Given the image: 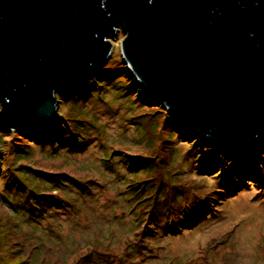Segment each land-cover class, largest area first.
I'll list each match as a JSON object with an SVG mask.
<instances>
[{
  "label": "rangeland",
  "instance_id": "rangeland-1",
  "mask_svg": "<svg viewBox=\"0 0 264 264\" xmlns=\"http://www.w3.org/2000/svg\"><path fill=\"white\" fill-rule=\"evenodd\" d=\"M124 38L119 31L109 40L108 61L84 85L66 95L56 94L54 123L21 133L0 128V192L7 190L11 175L16 177L21 164L45 176L65 173L70 178L66 182H77L72 185L75 192H80L79 185L91 195L88 201L77 200L79 219L57 216L63 240L52 237L53 245L58 241V249L48 251L45 259L30 254L28 244L21 247L4 198L0 202V264H40L47 258L57 260L56 264H264V146L229 149L182 127L164 105L147 94L126 64L121 53ZM99 78L95 84L94 79ZM94 85L92 96L89 90ZM80 112L104 127L108 143L96 142V131L89 127V142L82 151L59 153L64 146L58 147V133L70 128L72 120H82ZM52 145L59 148L58 153L51 151ZM114 150L118 151L113 154L120 170L117 175L102 169L100 161L103 154ZM24 151L30 154L28 161H20L24 156L16 155ZM125 157L147 160L156 174L127 170L119 160ZM131 172L141 182L152 179L155 186L160 184L166 190L165 203L177 215L170 223L174 230L159 232L160 224L153 227V223L135 221L143 211L140 207L127 215L131 208L121 202L117 185L125 177L121 175ZM204 203L209 209L203 219L179 215L185 206ZM98 228L114 229L121 238H113L106 249L92 250L89 258L85 254L90 249L80 251L86 246L76 250L74 245L93 240ZM142 229L152 240L144 238ZM134 231L141 234L136 237ZM57 250L62 251L63 259Z\"/></svg>",
  "mask_w": 264,
  "mask_h": 264
},
{
  "label": "water",
  "instance_id": "water-1",
  "mask_svg": "<svg viewBox=\"0 0 264 264\" xmlns=\"http://www.w3.org/2000/svg\"><path fill=\"white\" fill-rule=\"evenodd\" d=\"M121 53L148 95L231 149L264 146V0H0V128L57 119L55 96Z\"/></svg>",
  "mask_w": 264,
  "mask_h": 264
},
{
  "label": "trees",
  "instance_id": "trees-1",
  "mask_svg": "<svg viewBox=\"0 0 264 264\" xmlns=\"http://www.w3.org/2000/svg\"><path fill=\"white\" fill-rule=\"evenodd\" d=\"M99 81L100 78L94 79L95 84L99 83ZM116 89L118 91L122 90L121 92L127 90V88L120 89V87H116ZM94 91L95 85L89 90L92 96H94ZM119 97H122L121 94H119ZM80 116H82V120H79L78 118L72 120V126H70V128H64L61 133H58L60 139L58 140V147H60V145L64 146L60 149L61 152L59 153L67 152L70 154L72 152L82 151L89 142L88 137L91 134L89 127L96 131V136L98 137L96 142L108 143V139L105 138L107 134L104 133V127L99 125L94 119H91V117L87 118V116L81 112ZM58 147L52 145L51 151H53L54 154L58 153ZM114 152L116 153L118 151L114 150L110 153L103 154L100 161L102 162V169L104 168V170L111 171L117 175L118 173L120 174V170L117 167L118 164H116L113 158ZM16 155L24 156L19 157L20 161H28L30 159V154L27 151L16 153ZM13 157H15V155H13ZM119 160L128 168L127 170L136 171L137 169L140 171L139 174L143 175L156 174L155 166H152L147 160L136 161L129 157ZM121 176L125 177L121 179L122 182L118 183L117 186L120 189L119 198L121 199V202L129 205L127 208H131L127 212V215H131V213L134 214V211L140 207L139 210L143 211L138 212L139 214L137 213L138 215L135 218V221L138 223L146 221L151 225L153 223V227H155L154 225L156 224H160V226H158L159 232L161 229H169L170 231L174 230L175 226H171L170 223L172 218L174 216L177 217V215L175 214V210L169 206V203H165L168 198L166 190L163 189L160 184L155 186V184H153L155 180L152 179H146L141 182V179L138 180L134 172ZM65 179L70 180L65 173L56 176H45L20 164L18 165V174H16V177L11 175V179H9L7 184V190L0 192V202H3V199L6 198L5 203L10 207L13 218L15 219L14 224L19 232L18 238L21 247H25V244H28L30 254L35 253L34 256L36 259H45V255L48 251H51V249H58L55 248L58 241L53 245L51 242V239H53L52 237H56L57 240H63V233L58 230L59 228L57 227V216L67 214V216L79 219L81 209L79 208L77 200L88 201V198L91 196L88 193L89 189L81 188L79 185L77 189L80 192H75L73 188L75 189L76 186L72 185L77 182L72 181L69 183V181L66 182ZM87 183L88 182L84 184ZM54 192H57V194H54ZM204 205L205 203L203 206H185L183 214L179 213V215H185L184 217L188 218L191 217L189 219H193V216L200 218L205 214L206 208H208L207 206L204 207ZM144 209L146 211H144ZM145 215L147 216L145 217ZM111 219L113 220V217ZM200 219H203V217ZM206 219L207 217L205 220ZM87 220L90 219L88 218ZM42 224H44V227H42ZM32 227L33 229H31ZM115 232L114 229L98 228L94 232L96 234L93 240H88L84 244L77 243L74 245V248L79 250L86 246L80 251H87L90 249L85 255L91 258L90 255L92 250L101 248L106 249L111 245L113 238H121L118 237ZM141 233H144L143 235L145 239L152 240L150 239L151 236H148L143 229ZM140 234L136 231L133 233L134 236L137 235L136 237ZM56 253L60 259H63L62 251L57 250ZM78 258L79 257L72 259L73 261H76ZM43 263L56 264L58 261L47 258L46 260L40 261V264ZM73 264H75V262Z\"/></svg>",
  "mask_w": 264,
  "mask_h": 264
},
{
  "label": "bare ground",
  "instance_id": "bare-ground-1",
  "mask_svg": "<svg viewBox=\"0 0 264 264\" xmlns=\"http://www.w3.org/2000/svg\"><path fill=\"white\" fill-rule=\"evenodd\" d=\"M148 94V93H147ZM182 127H185L184 125L181 124ZM186 128V127H185Z\"/></svg>",
  "mask_w": 264,
  "mask_h": 264
}]
</instances>
